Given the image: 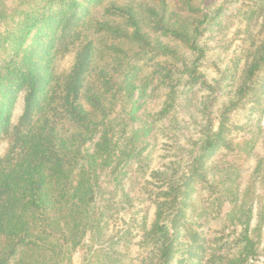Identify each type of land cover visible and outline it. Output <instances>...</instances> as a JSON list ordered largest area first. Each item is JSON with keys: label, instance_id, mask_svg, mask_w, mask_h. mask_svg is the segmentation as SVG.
<instances>
[{"label": "trees", "instance_id": "1", "mask_svg": "<svg viewBox=\"0 0 264 264\" xmlns=\"http://www.w3.org/2000/svg\"><path fill=\"white\" fill-rule=\"evenodd\" d=\"M216 3L181 0L170 13L160 4L150 17L112 4L109 13L118 16L112 22L93 17L102 0H29L15 8L17 19L0 34V44L7 42L0 45V140L7 143L0 154V264H71L76 248L92 249L88 242L112 244L104 229L133 205L130 187L156 205L143 236L152 240L157 264H264L249 234V208L227 183L234 172L210 180L215 166L207 165L220 150L247 146L229 136V117L264 86V37L252 41L214 116L220 81L207 83L199 66L207 51L200 39L224 7ZM70 45L73 65L59 74L53 58ZM195 84L207 92L197 107L198 136L183 143L169 137L182 149L180 159L150 168L148 146L160 121L172 133L180 123L179 88ZM160 87L165 96L151 112L145 101ZM19 91L23 108L12 122ZM252 102L261 107L260 97ZM200 189L217 213L232 202L228 217L239 229L200 228L207 221H198L207 212L197 210ZM114 252L105 256L111 260Z\"/></svg>", "mask_w": 264, "mask_h": 264}, {"label": "rangeland", "instance_id": "2", "mask_svg": "<svg viewBox=\"0 0 264 264\" xmlns=\"http://www.w3.org/2000/svg\"><path fill=\"white\" fill-rule=\"evenodd\" d=\"M27 1L29 0H0V34L4 33L6 27H9V24L17 19L15 12L18 7L26 5ZM180 1L102 0V4L92 10L93 17H96V19H105L112 22L114 21L112 17L116 18L115 21L118 17L109 13V7L112 4L120 8L133 5L140 11L141 17H150L151 10L153 8L156 9L160 4L165 5L168 13L175 12ZM216 2V5L224 3V7L219 15L218 23L212 29L205 31L200 39L207 46V51L199 66V70L204 75L207 83L214 80L220 81L219 88L215 90L217 100L214 104V116L222 104L226 103L229 96L227 92L231 89V85L238 80L247 53L252 48V41L256 42L264 37V32H260V25L264 17V0H216ZM16 7L17 9H15ZM190 19L186 20L189 22ZM5 44L7 42L0 45ZM181 53L185 52L181 51ZM73 62L74 48L72 45L68 47V50L57 54L53 58V66L59 74L67 73ZM261 81H264V76L261 77ZM179 89L175 100V113L180 123L170 127L171 133L168 132L169 129L167 131L164 130L165 119L160 121L162 123L159 124L156 139L152 140L148 146L150 168L164 169L172 161L180 159L183 151L180 148L177 151L175 147H171L169 137L175 136L176 139L179 138V143H183V139L187 136H198L196 129L199 128L197 123L200 117H197L199 116L197 107H199L207 92L201 87L198 88V84L192 86L189 91H186L187 88L183 90L180 87ZM164 91L165 88L160 87L156 96H149L145 101V107L149 108L151 112L158 110L165 96ZM252 97H260L261 107L257 108V104L252 106L254 105ZM252 97H249V101L246 99L245 104L233 111L229 117V120L234 124L230 128L229 136L239 143L247 141L246 148L241 150V147H243L241 146L231 152L220 150L209 159L207 165L215 166V169L209 173L208 177L210 180L225 178L228 173L234 172L227 183L233 187V192L236 191L243 200V208H249V234L254 241H257V253L263 259L264 86L257 90ZM22 108L23 92L19 91L11 107L12 122L17 120ZM246 138H250V141L244 140ZM6 147L7 143L4 140H0V154L4 153ZM249 147H251V150H249ZM258 163L260 165L256 172L255 168ZM225 173L227 174L225 175ZM130 188L131 191L129 193L132 196L133 205L122 210L120 212L122 218L110 223L104 229L108 234L112 235V244L109 241L107 246L97 248L101 245L99 242L95 246L94 241L88 242L92 245V249H88L87 245L83 246V248H76L71 255V264H157V250L152 245V240L143 236L144 229H150L154 222L156 205L150 204L148 200H145L144 194L138 188ZM196 195L199 200L197 210L202 211L205 209L207 211L198 218V221L207 220L203 221L204 225H201L200 228L209 229L210 233L216 234L222 226L226 228L225 233L232 232L234 227L239 229L237 225L232 226L228 217L232 202L225 200L220 207L219 213H217L214 207L208 205L210 199H208L207 192L204 189L197 191ZM114 234L119 238H115ZM94 247L97 248L96 251H94ZM112 250L115 252L114 257L110 260L105 255H111L110 251ZM256 264H262V262L257 261Z\"/></svg>", "mask_w": 264, "mask_h": 264}]
</instances>
